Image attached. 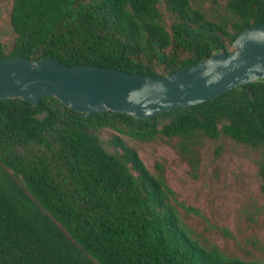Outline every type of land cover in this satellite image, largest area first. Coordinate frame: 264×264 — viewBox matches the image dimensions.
Listing matches in <instances>:
<instances>
[{
	"label": "trees",
	"instance_id": "trees-1",
	"mask_svg": "<svg viewBox=\"0 0 264 264\" xmlns=\"http://www.w3.org/2000/svg\"><path fill=\"white\" fill-rule=\"evenodd\" d=\"M0 1L11 3L14 34L9 45L0 40V58L52 56L68 67L162 77L228 51L264 22V0ZM223 136L256 154L264 200L263 82L144 120L85 117L52 97L35 107L0 100V264H264V254L228 256L193 237L177 206L196 211L122 138L166 142L198 179L206 142Z\"/></svg>",
	"mask_w": 264,
	"mask_h": 264
},
{
	"label": "water",
	"instance_id": "water-1",
	"mask_svg": "<svg viewBox=\"0 0 264 264\" xmlns=\"http://www.w3.org/2000/svg\"><path fill=\"white\" fill-rule=\"evenodd\" d=\"M255 82L264 83V22L244 29L228 51L214 50L163 77L96 65L68 67L52 56L0 58V100L21 99L35 107L52 97L85 117L112 112L144 120Z\"/></svg>",
	"mask_w": 264,
	"mask_h": 264
},
{
	"label": "rangeland",
	"instance_id": "rangeland-1",
	"mask_svg": "<svg viewBox=\"0 0 264 264\" xmlns=\"http://www.w3.org/2000/svg\"><path fill=\"white\" fill-rule=\"evenodd\" d=\"M10 10V2L0 1V40L6 45L14 39L9 25ZM100 136L107 141L111 133L104 130ZM122 138L137 151L150 172L160 167L178 203L196 211L177 206L193 237L228 256L252 258L264 254V200L258 191L256 154L252 150L224 136L216 143L208 141L202 150L200 176L192 179L187 163L173 146L163 141L142 143ZM218 146L221 154L215 157L214 149ZM253 201L263 207L261 214L249 208Z\"/></svg>",
	"mask_w": 264,
	"mask_h": 264
}]
</instances>
